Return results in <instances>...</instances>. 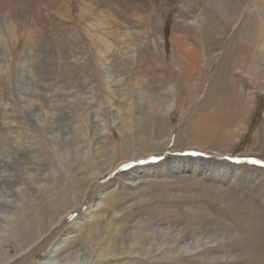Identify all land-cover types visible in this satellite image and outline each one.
I'll list each match as a JSON object with an SVG mask.
<instances>
[{
	"label": "rangeland",
	"instance_id": "obj_1",
	"mask_svg": "<svg viewBox=\"0 0 264 264\" xmlns=\"http://www.w3.org/2000/svg\"><path fill=\"white\" fill-rule=\"evenodd\" d=\"M0 200V264H264V0H0Z\"/></svg>",
	"mask_w": 264,
	"mask_h": 264
},
{
	"label": "bare ground",
	"instance_id": "obj_2",
	"mask_svg": "<svg viewBox=\"0 0 264 264\" xmlns=\"http://www.w3.org/2000/svg\"><path fill=\"white\" fill-rule=\"evenodd\" d=\"M9 28V24H8V26H7V29ZM9 31V32H8ZM7 32H8V34L10 35V33L12 32V30H10V29H8L7 30ZM7 34V35H8ZM11 38V37H10ZM21 86V85H20ZM25 86V85H24ZM22 87H23V85H22ZM20 89H21V87H20ZM32 93V92H31ZM208 117V116H207ZM204 119H205V117H202V118H200V119H197L198 120V132H205L204 130H201L200 128H202V126H203V124H204ZM208 119H209V117H208ZM197 128V127H196ZM201 130V131H200ZM5 181V180H4ZM7 181H10V180H7ZM7 183V182H6ZM11 183V182H10ZM10 204H9V202L7 201V200H0V208H3L4 207V209L7 207V206H9ZM12 205V204H11ZM1 206H3V207H1ZM179 231V230H178ZM163 232V231H162ZM45 262V261H44ZM43 261L41 262V263H44Z\"/></svg>",
	"mask_w": 264,
	"mask_h": 264
},
{
	"label": "snow or ice",
	"instance_id": "obj_3",
	"mask_svg": "<svg viewBox=\"0 0 264 264\" xmlns=\"http://www.w3.org/2000/svg\"><path fill=\"white\" fill-rule=\"evenodd\" d=\"M253 163H260V161H253Z\"/></svg>",
	"mask_w": 264,
	"mask_h": 264
}]
</instances>
